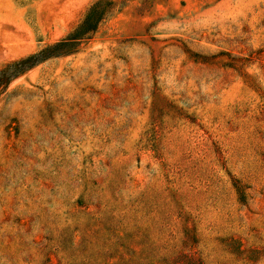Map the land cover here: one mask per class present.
<instances>
[{"label":"rangeland","instance_id":"374dc122","mask_svg":"<svg viewBox=\"0 0 264 264\" xmlns=\"http://www.w3.org/2000/svg\"><path fill=\"white\" fill-rule=\"evenodd\" d=\"M0 0V264H264V0Z\"/></svg>","mask_w":264,"mask_h":264},{"label":"trees","instance_id":"16d2710c","mask_svg":"<svg viewBox=\"0 0 264 264\" xmlns=\"http://www.w3.org/2000/svg\"><path fill=\"white\" fill-rule=\"evenodd\" d=\"M112 5L113 3L106 0H97L89 7L82 21L68 36L21 60L17 64L22 68H28L48 58L74 53L82 42L97 31L99 24L109 13Z\"/></svg>","mask_w":264,"mask_h":264}]
</instances>
